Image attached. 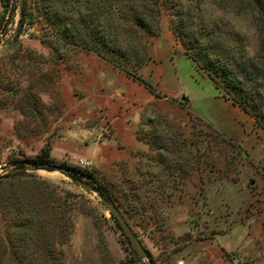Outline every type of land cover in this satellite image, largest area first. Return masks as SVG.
<instances>
[{"label": "rangeland", "instance_id": "1", "mask_svg": "<svg viewBox=\"0 0 264 264\" xmlns=\"http://www.w3.org/2000/svg\"><path fill=\"white\" fill-rule=\"evenodd\" d=\"M20 1L0 32V177L50 145L54 160L109 188L148 252L140 263L95 193L41 169L16 176V192L40 195L44 219L71 227L33 264H264V131L197 68L173 27L180 10L193 29L227 23L257 53L263 34L244 1L158 0L150 36L120 42L133 56L119 67L81 48L58 54L29 28L16 41ZM5 225L0 213V264H18Z\"/></svg>", "mask_w": 264, "mask_h": 264}, {"label": "trees", "instance_id": "2", "mask_svg": "<svg viewBox=\"0 0 264 264\" xmlns=\"http://www.w3.org/2000/svg\"><path fill=\"white\" fill-rule=\"evenodd\" d=\"M15 40L27 28L38 32L37 39L56 53L67 48H81L96 53L114 66L129 65L133 50L123 48L121 41L132 43L137 37L150 36V20L155 19L158 0H22ZM254 12V23L263 34L260 49L252 54L245 37L230 24H216L212 28L193 29L191 19L183 10L177 13L174 30L197 68L204 72L216 89L235 106L255 120L264 131V3L262 0H243ZM12 0H2L0 32L5 14L12 10ZM117 23V24H116ZM14 40L10 41L13 43ZM132 53H131V52ZM143 63V59H138ZM123 66V65H122ZM30 94L28 103H33ZM222 141L224 138L220 136ZM52 147L46 146L34 159L23 163L40 166L49 171H69L71 177L95 186L101 196L114 202V194L99 182L93 172L58 162L51 157ZM16 175L0 177L6 184L0 187V213L5 222L4 242L12 259L18 264H33L32 257L43 247L67 243L71 224L66 218H55L52 226L43 217L46 200L40 195L17 193ZM46 182H37L44 190ZM54 192V189L51 190ZM54 202L52 210H59ZM119 227V225H117ZM120 228V227H119ZM51 252H53L51 250ZM134 253V252H133ZM151 264H156L151 259Z\"/></svg>", "mask_w": 264, "mask_h": 264}, {"label": "water", "instance_id": "3", "mask_svg": "<svg viewBox=\"0 0 264 264\" xmlns=\"http://www.w3.org/2000/svg\"><path fill=\"white\" fill-rule=\"evenodd\" d=\"M22 5H23V1L21 0L20 10L22 9ZM13 37L14 36H12L10 40ZM39 170H41L40 166L36 165V166L20 167V168H15V169H6L4 171V174L5 175H16V174H20L24 172H38ZM64 172L66 173L67 177L71 180V182L74 185L84 190H87L89 192H93L100 198V202L106 207V209L109 211L111 216L115 219V221L119 225L123 235L128 240L131 249L138 255L140 263H143V261L148 258V252L143 246L138 236L136 235V233L133 231L132 227L128 224V222L122 215L118 206L113 201L102 197L100 191L95 186L91 185L90 183L86 181L80 180L75 177H71L69 175V171L65 170Z\"/></svg>", "mask_w": 264, "mask_h": 264}, {"label": "built area", "instance_id": "4", "mask_svg": "<svg viewBox=\"0 0 264 264\" xmlns=\"http://www.w3.org/2000/svg\"><path fill=\"white\" fill-rule=\"evenodd\" d=\"M1 36L3 37V35H1ZM1 36H0V37H1Z\"/></svg>", "mask_w": 264, "mask_h": 264}]
</instances>
